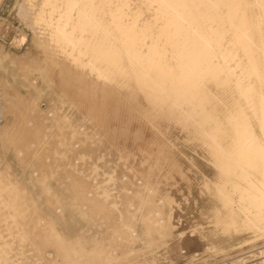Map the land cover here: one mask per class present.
<instances>
[{
    "label": "rangeland",
    "instance_id": "1",
    "mask_svg": "<svg viewBox=\"0 0 264 264\" xmlns=\"http://www.w3.org/2000/svg\"><path fill=\"white\" fill-rule=\"evenodd\" d=\"M45 1L47 3L48 0H0V229L5 230L0 234L3 237L2 245L5 244L3 246H6L7 251L11 250L8 256L12 258L10 262L0 260V264H80L82 257L73 250L69 251L63 238H80L85 249L84 256H87L86 240L90 225L76 211H59L55 200L57 196H71L72 188L78 189L83 181L92 185L96 182L107 189L110 199L101 197V200L108 205L117 199L122 207L123 197L133 196L137 190H148L150 194L154 192L158 202L165 196L172 200V205L165 207V213L173 212L172 222L175 225V236L169 239V248H154L131 254L122 264H264V228L257 227L259 220L255 208L250 211L242 208L241 188L235 181H253L255 178L243 163H238L241 158L237 160L236 153H230L227 160L231 163L234 182L224 183L230 197H220L214 183L218 178L215 150L209 146L210 138L198 124L203 117L204 102L207 108L218 109L217 118L228 129L224 140L233 142V127L243 129L246 121L241 117L237 121L231 120V117L237 106H245L246 110L243 109L248 119L249 112H253V117L251 115V120L249 119L251 123H248V126L253 127H248L251 131H245V134L251 133L258 143L257 150L253 148L258 155L254 154L253 158L254 163H261V152L258 151H261L260 143L264 141V115L260 114L262 109L259 108L260 94L264 92V46L260 48L259 44L264 45V15H261L263 10L255 4L256 0H249L252 2V9L250 7L251 10L247 8L246 11L242 0H49L52 7L47 3V8ZM56 4L59 6L57 9ZM53 5L54 14H63L62 30L76 29L73 30L75 32L72 37L75 36L77 41L75 38V44L74 41H69L66 50L52 40L48 25L39 18L42 13L48 18L51 15L52 20H56L52 11L49 13ZM123 9H126V14ZM131 11L133 15L130 14ZM44 12L48 13L45 15ZM244 12L251 14L248 15L249 18L254 16L251 20L260 23L263 30L259 34L255 29L253 38H257L254 40L257 41L255 46L258 48L256 50L253 46L252 49H255L251 53L244 50V41L236 43L237 37L232 32L233 29L240 30ZM56 16L59 17L58 14ZM170 28L174 35L167 34L166 30H171ZM185 30H189V35ZM162 31L166 33H161ZM176 33L182 34L179 36ZM23 36L25 40L21 41ZM170 36H173L171 42L175 41L176 45L179 38H185V41L189 38L191 47L187 41V49L185 45L182 49L180 44L183 40L180 39L179 47L181 46L182 52L184 49L186 51L180 55V48H177L175 55V48L178 46L171 48ZM198 36L200 39L204 37L201 47L199 43L196 45L197 39L202 42ZM84 37L87 41H83L81 45L82 41L79 39L83 40ZM155 37L161 39L158 38V41ZM206 37L210 41L208 46L215 49L212 51L220 52L221 57L217 53L214 60H221V63L225 61L220 47L227 46L229 51L228 45H232L231 52H235L237 58L230 56L232 62L228 58L229 64L234 65H230L231 73L234 71L230 82L223 80L226 78L225 72L218 73V76L211 72L210 56L207 55L208 60L205 58L209 48L207 42L203 46ZM131 38L137 40L134 42L135 47L137 43V46L150 43V46L145 45L148 46V52L141 62L147 70L157 77L158 72L154 67L159 62L165 70L158 79L149 80L147 85L136 74L140 60L138 62L135 57L131 59V55L137 56L140 53L137 49L128 50ZM15 39L20 40L17 41L18 46L13 42ZM161 40L164 48L170 45V60L167 48L159 46ZM235 43L236 46L240 44L237 47L239 55ZM152 47H157V51ZM195 48L198 51L194 57ZM152 49L153 53L150 54ZM93 50L98 51V55ZM191 51L192 62L186 60ZM212 51L209 49L208 53H213ZM107 53L113 55L110 56L112 59L116 55L119 62L116 64L114 58L110 63ZM198 53L203 58H199ZM211 53L209 55L212 56ZM252 57L261 59L258 61L262 63L260 68L262 70L263 67V75L252 67ZM203 59L207 61V65L202 63ZM175 62L178 64L175 65ZM200 62L207 69L204 65L199 66L202 74L200 76L199 73L198 77L199 67L195 69L196 73L191 64L200 65ZM247 62L251 65L252 72ZM183 65L188 67L182 69ZM247 69L251 77H247ZM253 69L257 77L253 75ZM193 71L195 74H192ZM259 76H263L262 83ZM234 83L238 90L233 87ZM248 84H252V87ZM246 85L248 86L245 87ZM241 86L246 88L247 93L249 90V93L244 88L242 90ZM43 179L47 184L46 188ZM93 187L96 189L95 184ZM35 204L38 207L36 211ZM257 206L264 208V202ZM51 218L59 232L48 224ZM219 219L222 221L217 222ZM24 222L28 223L25 229H32L36 236L43 235L45 259L42 262L32 253L29 240L20 238ZM261 225L264 226V220H261ZM141 227L139 224L138 229H142ZM105 229L103 227L101 230L105 232ZM181 233L183 235H179ZM143 246V241L132 244L135 249ZM115 251L120 252L118 249ZM101 262V259L94 257L84 264H102Z\"/></svg>",
    "mask_w": 264,
    "mask_h": 264
},
{
    "label": "bare ground",
    "instance_id": "2",
    "mask_svg": "<svg viewBox=\"0 0 264 264\" xmlns=\"http://www.w3.org/2000/svg\"><path fill=\"white\" fill-rule=\"evenodd\" d=\"M52 1V0H51ZM51 1H50V3H51ZM56 0H54L53 2H55ZM60 2V0H57V2ZM73 1V0H72ZM75 1V0H74ZM77 1V0H76ZM93 1V0H92ZM106 1V0H105ZM148 1V0H147ZM43 2V1H42ZM49 2V0L47 1V3ZM144 2V1H143ZM46 1H45V8H47L46 7ZM72 3V2H71ZM92 3V2H91ZM224 3V2H223ZM241 3V2H240ZM242 3L244 4L243 5V8L245 9L244 11H246V9L247 8H249V10H251L252 9V2L251 1H249V0H242ZM49 4V3H48ZM119 4V3H118ZM255 4H257L259 7H260V9H262L263 10V12L261 13V15H264V0H256L255 1ZM44 5V4H43ZM60 6H61V4H59ZM67 5H69L68 3H67ZM49 6H51V4H49ZM173 6H174V4H173ZM52 7V6H51ZM59 8V6H57V4H56V6H55V8ZM122 7V6H121ZM163 7V6H162ZM166 7V6H165ZM169 7H170V5H169ZM169 7H168V11H169ZM250 7H251V9H250ZM44 7H42V9H43ZM56 8V9H57ZM119 8V7H118ZM42 9H41V12H42ZM48 9H49V7H48ZM55 9V11L57 12V10ZM174 9V8H173ZM259 9V8H258ZM90 10H91V7H90ZM118 10V9H117ZM124 11H125V14H126V9H123ZM122 10V11H123ZM239 10H240V8H239ZM249 10H248V12H249ZM253 10H254V8H253ZM49 11V10H48ZM52 11V12H51ZM111 11H113L114 12V10H111ZM171 11V10H170ZM185 11V10H184ZM40 12V13H41ZM51 12V14L53 15L54 14V5H53V9L52 10H50L49 11V13ZM66 12V11H65ZM134 12V11H133ZM253 12V11H252ZM45 13V12H44ZM48 13V12H47ZM47 13H45V15L47 14ZM62 13V12H61ZM59 14V12H57L56 14H54V16H55V18H56V20H52V17H51V15H49V18H51V19H49L48 18V16L46 17V16H44V14H42L41 13V15L39 16V18L40 19H42V20H44V22H45V24H47L48 25V29L47 28H43L44 30L46 29V30H48L49 31V34H50V36L52 37V40H54V41H56L57 43H59L60 44V46L62 47V48H64L65 50L66 49H68L67 48V45L66 44H68V42L69 41H74V43L73 42H71V43H73V44H75V40H76V38H75V36L74 37H72V35H74V33L73 32H75L76 31V29L74 28L73 30H75V31H73V30H69V29H67V30H62V27H63V21H62V16H63V14ZM170 13V12H169ZM183 13V12H182ZM224 13V12H223ZM250 13H251V11H250ZM250 13H248V15L250 14ZM33 14H34V12H33ZM58 14V16L59 17H57L56 15ZM81 14V13H80ZM112 14H114V13H112ZM130 14H132V11H131V13ZM136 14V13H135ZM134 14V15H135ZM158 14V13H157ZM199 14H200V12H199ZM252 14V13H251ZM251 14H250V16H251ZM133 15V14H132ZM175 15H177L176 13H175ZM247 15V12H244L243 13V15L241 16V21H240V30H238V28L237 29H233L232 30V32L236 35V39H237V44H238V41H240V42H242V41H244V44H242L243 46H244V50H246L247 52H252L255 48H256V46H255V44L257 43V41L256 40H254V39H257V38H253L254 36V34H255V29H257V31H258V33L259 34H262L263 33V30H262V27H261V25H260V23H257V21L256 20H251V18H253V17H250L249 18V16ZM75 16V15H74ZM87 16V15H86ZM174 16V15H173ZM182 16H183V14H182ZM187 16V15H186ZM185 16V17H186ZM236 16V15H235ZM178 17V16H177ZM195 17V16H194ZM54 18V17H53ZM64 18V17H63ZM81 18H82V16H81ZM260 18H261V16H260ZM133 19H135L134 17H133ZM159 19H160V17H159ZM186 19H188V18H186ZM256 19V18H255ZM117 21H118V19H117ZM121 21V20H120ZM123 21H125V19L123 18ZM128 21H130V20H128ZM174 21H175V18H174ZM183 21V20H182ZM67 22V21H66ZM126 22V21H125ZM135 22V21H134ZM142 22H143V20H142ZM69 23V22H68ZM122 23V22H121ZM124 23V22H123ZM136 23V22H135ZM140 23V22H139ZM171 23V22H170ZM177 23H178V21H177ZM177 23H176V25H177ZM196 23H197V21H196ZM195 23V24H196ZM138 24V23H137ZM194 24V25H195ZM233 24V23H232ZM123 25V24H122ZM121 25V26H122ZM173 25H174V23H173ZM179 25V24H178ZM185 25V24H184ZM128 26V25H127ZM191 26V25H190ZM61 27V28H60ZM102 27H103V25H102ZM189 27V26H188ZM136 28H137V26H136ZM80 29V28H79ZM120 29V28H119ZM133 29V28H132ZM171 29V28H170ZM191 30V29H190ZM195 30V29H194ZM48 31L46 32V31H44V32H46V33H48ZM132 31V30H131ZM130 31V32H131ZM134 31V30H133ZM173 30L171 29V30H166V32H167V34H171V33H173L172 35H174V32H172ZM175 32H179V31H176V30H174ZM189 31V30H188ZM188 31L186 32V30H185V32L188 34ZM211 31H212V29H211ZM227 31H231V30H228L227 29ZM227 31H225V33L227 32ZM122 32V31H121ZM126 32V31H125ZM140 32V31H139ZM154 32V31H153ZM163 32H165V31H162L161 33H163ZM165 32V33H166ZM183 32V31H182ZM200 32V31H199ZM132 33V32H131ZM135 33H137V32H135ZM140 33H143L142 31L140 32ZM148 33H150V32H148ZM152 33V32H151ZM160 33V32H159ZM190 33V32H189ZM193 33H195L194 31H193ZM203 33V32H202ZM205 33V32H204ZM211 33V32H210ZM213 33H215V32H213ZM231 33V32H230ZM68 34H71V36H69ZM76 34V33H75ZM157 34V33H156ZM181 34L182 33H180V34H177L176 33V35H179V36H181ZM206 34V33H205ZM224 34V33H223ZM232 34V33H231ZM258 34V35H259ZM81 35V34H80ZM183 35H186L185 33H183ZM189 35V34H188ZM199 35V34H198ZM86 36V35H85ZM142 36H143V34H142ZM146 36V35H145ZM148 36V35H147ZM256 36V35H255ZM82 37V36H81ZM154 37V36H153ZM171 37L173 38V36H170L169 37V41L171 42ZM199 37V36H198ZM16 38V37H15ZM74 38H75V40H74ZM129 38V37H128ZM158 38H160V37H158ZM158 38H156L155 37V39H158ZM167 38V37H166ZM201 37H199V39H200ZM203 36H202V39H200V40H202V42L201 41H198V39H197V43H196V45H198V43L200 44L199 46L201 47V44L203 43ZM22 39L23 40H25V37L23 36L20 40L22 41ZM77 39H78V37H77ZM87 39V38H86ZM161 39V38H160ZM176 39V41H177V38H175ZM175 39H173V40H175ZM180 39H182L181 41H182V44H180V43H178L179 42V40ZM192 39V38H191ZM208 39H210V37H208ZM222 39V38H221ZM235 39V38H234ZM16 41H14L13 40V42H14V44H17V46L19 45L18 44V42L20 41H18V39H15ZM50 40V39H49ZM80 41H82V43L80 42V44L82 45L83 44V41H87V40H85V37L83 38V40L82 39H79ZM91 40V39H90ZM130 40V39H129ZM162 40H165V38H162ZM162 40L160 41V43H159V46L162 44L161 42H162ZM167 40H168V38H167ZM179 40L177 41V45L175 44L176 42L175 41H173V43L175 44V45H173V43L171 42V48L172 49H174V47L175 46H178V47H176L175 48V55H176V52L178 51V49L180 48V55L181 54H183V53H185V51H186V49H187V45H185V44H187L188 43V45L190 46L191 45V43H190V41H188L189 40V38H187V41H185V38H179ZM206 41H205V43L203 44V46L206 44V42H207V47H209L208 46V41H207V37H206V39H205ZM212 40V39H211ZM213 40H214V38H213ZM229 40H231V39H229ZM260 40V39H259ZM18 41V42H17ZM77 41V40H76ZM137 42V40H136V38H131V42H129V47L130 48H128V50L130 51V49L131 50H138L139 51V53H140V55L139 54H137V56H134V55H131V59H133V57H135V58H137V60H138V62H139V60H140V67L137 69V72H136V74L139 76V80L143 83V84H145V85H147L148 83H149V80H151L152 78H157L158 79V76L161 74V72H164L165 70L162 68V66L160 65V62L159 63H156L155 64V69L157 70V72H158V75H157V77H155L154 75H153V72H151L150 70H147L146 68H145V65L144 64H141V62H143V58H144V54H146L148 51V46H150L149 44V42L150 41H146L147 43H149V44H145V43H143V44H141V41H140V44L141 45H139V46H137V44H136V47H135V45H134V42ZM156 41V40H155ZM158 41H159V39H158ZM157 41V42H158ZM166 41V40H165ZM169 41H166V42H168L169 43ZM193 41H196V40H193ZM215 41V40H214ZM218 41V40H217ZM217 41H216V43H217ZM223 42H224V39L222 40ZM256 41V42H255ZM262 41V40H261ZM16 42V43H15ZM98 42H99V40H98ZM152 42V41H151ZM185 42H187V43H185ZM201 42V43H200ZM212 42V41H211ZM239 42V43H240ZM156 43V42H155ZM165 43V42H164ZM190 43V44H189ZM195 42H193V45H195L194 44ZM209 43H210V41H209ZM215 43V44H216ZM221 43V42H220ZM236 43H235V46H236ZM260 43V42H259ZM53 44V43H52ZM84 44L86 45V42H84ZM179 44L180 45H182V49L184 48L183 46L185 45V48L186 49H184V52H182V50H181V46L179 47ZM222 44V43H221ZM232 44V43H231ZM92 45V44H91ZM91 45H89L88 44V46H91ZM97 45V44H96ZM145 45H148L147 47H145ZM151 45H152V43H151ZM154 45V44H153ZM152 45V46H153ZM170 45H166L165 46V48H164V44H163V46H162V48H164V49H166V51H169L168 53L165 51V50H163V51H165L167 54H168V56H169V53H170V50H171V48L170 49H168V47H170ZM211 45H212V43H211ZM16 46V45H15ZM110 46V45H109ZM132 46V47H131ZM174 46V47H173ZM220 46V45H219ZM230 46H232V45H230ZM230 46L228 45V49H230L229 51H227V46H224V48L222 47H220V49L219 50H221V52H222V55L224 56V61H225V63H221L220 61L218 62V60H214V58L216 57L217 58V50H216V52H214L215 51V49L212 47H209L208 48V52H209V49L212 51V50H214V51H212L213 53H211L212 54V56L211 55H209L210 53H208L207 52V50H206V47H204L205 48V50H206V56H205V53H202V54H204V56H205V58L207 57V58H209L208 56H210V60H211V62L209 63V66L212 68V73L214 74V76H218V73H221V72H225L226 73V78L224 77V79L223 80H225V82H230L231 80H233V77L231 78V74L233 73L234 74V71L231 73V68L234 66L233 64H229V57L230 56H233V57H235L236 55H234V53L235 52H231V51H233L232 49V47L230 48ZM239 46H240V44H239ZM239 46H236L235 48H236V50H237V47H239ZM253 46H255V48L254 49H252V47ZM259 46H260V48L261 47H263L264 45H263V43H260L259 44ZM76 47V46H75ZM85 47H87V45L85 46ZM93 47V46H92ZM191 47V46H190ZM194 47V46H193ZM217 47V46H216ZM215 47V48H216ZM233 47H234V45H233ZM58 48H59V46H58ZM90 48V50H91V47H89ZM94 48V47H93ZM145 48V49H144ZM146 48H147V50H146ZM153 49H154V47H152ZM157 48V47H156ZM155 48V49H156ZM178 48V49H177ZM197 48H198V46H197ZM203 48V47H202ZM201 48V49H202ZM257 48H258V46H257ZM257 48H256V50H257ZM77 49V48H76ZM110 49V48H109ZM153 49H152V51H151V53L150 54H152L153 53ZM154 49V50H155ZM190 49V48H189ZM201 49H199V50H201ZM241 49H242V47H241ZM240 49V50H241ZM85 50V49H84ZM94 50H96V49H94ZM93 50V51H94ZM100 50H101V48H100ZM99 50V51H100ZM159 50V49H158ZM162 50V49H161ZM193 50H195V52H194V57H195V53H196V51H198V49L196 50V48L195 49H193ZM204 50V49H203ZM204 50V51H205ZM226 50V51H225ZM244 50L242 49V51L244 52ZM255 50V51H256ZM259 50V49H258ZM73 51H74V49H73ZM87 51V50H86ZM155 51H157V50H155ZM188 51H190V50H187V52ZM238 51V50H237ZM85 52V51H84ZM95 52V51H94ZM101 52V51H100ZM100 52H99V54H100ZM108 52H109V50H108ZM172 52V51H171ZM182 52V53H181ZM187 52H186V56H187V58L190 56V54L193 52V51H191L188 55H187ZM263 52V51H262ZM95 53H97V55H98V51L97 52H95ZM130 53V52H129ZM162 53V52H161ZM161 53H159V55L161 54ZM165 53V54H166ZM220 53V52H219ZM218 53V54H219ZM238 53V55H239V51L237 52ZM236 53V54H237ZM245 54H247L246 52H244ZM258 53V52H257ZM256 53V54H257ZM73 54H74V52H73ZM94 54V53H93ZM107 54H109V53H107ZM171 54V53H170ZM173 54H174V51H173ZM254 54V53H253ZM259 54V53H258ZM263 54H264V52H263ZM112 54H109V57L111 56ZM114 55H115V53H114ZM172 55V54H171ZM170 55V56H171ZM175 55H173V56H175ZM178 55H179V53H178ZM177 55V56H178ZM180 55H179V57H180ZM208 55V56H207ZM260 55V54H259ZM258 55V56H259ZM108 56V55H107ZM113 56V55H112ZM170 56H169V60H170ZM172 56V57H173ZM191 56H193V54H191ZM191 56L189 57V59H186V60H188V61H191ZM198 56H199V53H198ZM202 56V58H203V55H201ZM201 56H199V58L201 57ZM219 56L221 57V55L219 54ZM98 57V56H97ZM166 57H167V55H166ZM179 57H178V59H179ZM220 57H219V59H220ZM260 57V56H259ZM73 58H74V56H73ZM99 58V57H98ZM115 58V59H114ZM177 58V57H176ZM175 58V59H176ZM181 58V57H180ZM182 58H183V56H182ZM193 58V57H192ZM196 58H197V56H196ZM196 58H194V62L196 63V61L197 60H195ZM199 58H198V60H199ZM204 58V59H205ZM206 58V59H207ZM229 58V59H228ZM236 58H237V56H236ZM240 58V57H239ZM246 58V57H245ZM253 59H252V67H254L255 68V70H256V72L258 73V74H260V75H263V73H261L262 72V70H263V67H262V70H261V62H259L258 60H260L261 61V59H256L255 57H252ZM113 59H114V61L116 62V64L119 62V59L118 58H116V55H115V57H113ZM113 59L110 57V60H108L110 63H112V61H113ZM168 58H166V61H168L167 60ZM172 59V58H171ZM173 59H174V57H173ZM177 59V60H178ZM204 59H203V61H204ZM205 59V60H206ZM222 59V58H221ZM112 60V61H111ZM136 60V61H137ZM185 60V59H184ZM208 60V59H207ZM231 61L230 62H232V57H231V59H230ZM104 61H105V59H104ZM107 61V62H108ZM202 61V60H201ZM223 61V62H224ZM235 61H236V59L234 60V63H235ZM239 61V60H238ZM251 61V60H250ZM71 62V61H70ZM108 62V63H109ZM172 62H174V60L172 61ZM178 62H179V60H178ZM178 62H175V65H176V63L178 64ZM182 62V61H181ZM192 62V61H191ZM207 61H204V62H202V63H206ZM240 62V61H239ZM77 63V62H76ZM168 63V62H167ZM180 63V62H179ZM185 63V62H184ZM183 63V64H184ZM201 62H200V65H198V63H197V65L195 66L194 65V63L193 64H191V65H193V67H195L194 68V70L197 68V66L199 67V66H203L204 64H202ZM248 63V62H247ZM170 64H171V62H170ZM181 64V63H180ZM188 65H190V62H188L187 63ZM240 64V63H239ZM251 64V63H250ZM91 65H92V63H91ZM174 65V64H173ZM182 65V64H181ZM181 65H179V68H180V66ZM185 65V64H184ZM182 66V69L185 67V68H187L186 66ZM206 65H207V63H206ZM230 65H232V67L230 66ZM242 65V64H241ZM262 65H264V63L262 64ZM205 66V65H204ZM203 66V67H204ZM248 66H249V63H248ZM173 67V66H172ZM171 67V68H172ZM191 67V66H190ZM206 67V69H207V66H205ZM235 67H237L236 65H235ZM234 67V68H235ZM238 67H240V66H238ZM237 67V68H238ZM250 67V72H252L251 70H252V67H251V65L249 66ZM167 68V67H166ZM177 68H178V66H177ZM200 68L201 67H199V69H197L199 72H198V77H199V73H200V76H201V74H202V70L200 71ZM181 69V70H182ZM203 69V68H202ZM189 70H191V68L190 69H188V72H189ZM193 70V69H192ZM248 71V74H247V77L249 76V69H247ZM196 71V70H195ZM156 72V73H157ZM178 72H179V69H178ZM185 72V71H184ZM191 72V71H190ZM194 72V71H193ZM235 72H236V68H235ZM238 72V71H237ZM242 72V71H241ZM196 73H197V71H196ZM182 74V73H181ZM185 74V73H184ZM183 74V75H184ZM192 74H195V72L194 73H192ZM252 74V73H251ZM225 75V74H224ZM253 75H255V72H254V69H253ZM252 75V76H253ZM82 76H83V74H82ZM195 76V75H194ZM84 77V76H83ZM93 77V76H92ZM185 77V76H184ZM186 77H187V75H186ZM239 77V76H238ZM249 77H251V76H249ZM254 77H257L256 75L254 76ZM240 78H241V76H240ZM259 78H260V81H261V83H262V80H263V76H259ZM262 78V79H261ZM84 79H85V77H84ZM237 79V76L235 77V80ZM243 79V78H242ZM254 79V78H253ZM257 79V78H256ZM256 79H255V81H256ZM259 79H257V81H258ZM243 81V80H242ZM238 83H239V81H237ZM246 82V81H245ZM251 82V81H250ZM247 83H249V82H247ZM252 83H254V82H252ZM256 83V82H255ZM258 84H259V82H257ZM232 85H234L233 87L234 88H236L237 89V86H235V83L234 84H232ZM239 85H240V83H239ZM245 85V84H244ZM244 85H242V86H244ZM249 85V87H250V85H251V87H252V84H248ZM248 85H246L245 87H247ZM260 85V84H259ZM262 85L264 86V82L262 83ZM241 86V87H242ZM261 86V85H260ZM55 87V86H54ZM57 87V86H56ZM245 87H242V90H243V88H244V91H245ZM254 88L256 87V86H253ZM262 87V86H261ZM261 87H259V88H261ZM258 88V87H257ZM67 89V88H66ZM262 89V88H261ZM264 89V88H263ZM262 89V90H263ZM238 90V89H237ZM236 90V91H237ZM240 90V89H239ZM253 90V89H252ZM262 90L260 91V90H256L255 89V91H257V92H262ZM241 91V90H240ZM251 91V90H250ZM255 91H253L254 93H255ZM246 92V91H245ZM245 92L244 93H242L241 92V94H245ZM237 92H235V94H236ZM238 93H240L239 91H238ZM237 93V94H238ZM247 93V92H246ZM248 93H249V90H248ZM247 93V94H248ZM241 94L239 95V96H241ZM264 92L262 93V94H260L261 95V108H259V109H262V112L260 113V111H259V113L260 114H262L263 113V115H264ZM230 95V94H229ZM259 95V96H260ZM238 96V95H237ZM70 97V96H69ZM242 97V96H241ZM227 98H228V96H227ZM243 98V97H242ZM248 98H249V96H248ZM230 99V98H229ZM253 99H255V98H253ZM259 99H260V97H259ZM245 100V99H244ZM218 102V101H217ZM250 102V101H249ZM74 103V102H73ZM209 103H210V101H209ZM208 103V104H209ZM237 103H238V101H237ZM246 103V102H245ZM67 104H70V103H67ZM75 104V103H74ZM202 105L204 106V108L202 109V111H203V113H202V118L198 121V124H200L199 126H200V129L202 130V131H204L205 132V134L208 136V138H210L209 139V142H208V144H209V146L213 149V150H215L214 152H215V157H216V167H217V169H218V178L216 179V181H214V183L216 184V188H217V191H218V194H219V196L221 197V196H227V197H230L229 196V193H228V191L224 188V183H227V182H230V181H232V180H234V175L231 173V163H228V155L230 154V153H236V158H237V160H238V158H241V161H238V163L239 164H241V163H243L244 164V167L247 169V171L249 172V173H251V175L252 176H254V180L252 181V180H248V179H245V180H235V181H237V183H238V185H240V188H241V199H242V208L244 209V210H249L250 211V209H252V208H255L256 209V213H257V218H258V220L259 221H257V227L258 228H264V226L263 225H261V220H264V208H262L261 206H257L258 204H261V202H264V141L263 142H261L260 144L262 145V147H261V151H258V152H261V155H260V157H261V163H254V160H255V158H253L254 157V154L255 155H258V153H255L254 152V149L256 148V150H257V146H258V143L253 139V137H252V134L251 133H249V134H245V131H249L250 129H252V127H250V126H248L249 124V119H250V117H251V115H252V113L251 112H249L250 113V116H248L249 117V119L247 118V113H246V109H245V106L242 108V107H240L241 106V104H240V106H237V108H236V112L235 113H233V117H231V120H235V121H237L239 118L238 117H241L240 119H245V121H246V123H245V126L243 127V129L242 128H238V127H233V129H234V131H235V134H234V136H233V142H230V141H226V140H224L226 137H224V134L226 133V132H228V129H226L225 127H223V122L220 120V118H217L218 117V115H219V113H218V109H215V108H213V109H209V108H207L206 106H205V104H204V102L202 103ZM246 105V104H245ZM256 106H259V105H257V104H255ZM248 106V105H247ZM246 106V107H247ZM258 109V108H257ZM258 109V110H259ZM257 110V111H258ZM249 111V109L247 110V112ZM78 113V112H77ZM236 114V115H235ZM89 115V114H88ZM232 116V115H231ZM81 117V116H80ZM84 117V116H83ZM86 117H89V116H86ZM252 117H253V115H252ZM236 118V119H235ZM261 118H262V115H261ZM77 119V118H76ZM68 120V119H67ZM89 120H90V118H89ZM251 120V119H250ZM78 121H80V120H78ZM244 121V120H243ZM264 122V121H263ZM77 123V122H76ZM224 123H226V122H224ZM251 123V122H250ZM209 124V125H208ZM84 127V126H83ZM250 129H249V128ZM263 128H264V125L262 126ZM77 128V127H76ZM86 129V128H85ZM173 129V128H172ZM251 131V130H250ZM98 134H100V133H98ZM176 138V137H175ZM151 141V140H150ZM175 141H176V139H175ZM173 142V141H172ZM177 142V141H176ZM13 143V142H12ZM180 143V142H179ZM167 144V143H166ZM228 145V146H226V145ZM153 145V144H152ZM167 146V145H166ZM255 146V147H254ZM171 147V146H170ZM165 148V147H164ZM254 148V149H253ZM177 150V149H176ZM148 152V151H147ZM163 153V152H162ZM176 153V152H175ZM21 154V153H20ZM158 154V153H157ZM150 155V154H149ZM148 155V156H149ZM162 155V154H161ZM164 155V154H163ZM152 156V155H151ZM182 156V155H181ZM159 158V157H158ZM150 159V158H149ZM162 159V158H161ZM156 161V160H155ZM158 161V160H157ZM149 162H150V160H149ZM159 163V162H158ZM157 163V164H158ZM96 164V163H95ZM243 164H241V165H243ZM155 165V164H154ZM153 165V166H154ZM174 165V164H173ZM34 166V165H33ZM127 166V165H126ZM156 166V165H155ZM154 166V167H155ZM151 168H153V167H151ZM160 168V167H159ZM215 168V167H214ZM40 170V169H39ZM96 170V169H95ZM36 171V170H35ZM42 171V170H41ZM131 171V170H130ZM47 172V171H46ZM139 172V171H138ZM29 174V173H28ZM150 174V171H149V173H148V175ZM38 175V174H37ZM161 175V174H160ZM166 175V174H165ZM33 177V176H32ZM30 178V177H29ZM42 178H43V176H42ZM55 178V177H54ZM60 178V177H59ZM161 178V177H160ZM31 179V178H30ZM39 180V179H38ZM37 180V181H38ZM154 180H155V178H154ZM34 181V180H33ZM43 181V183L45 184V188L47 187V184H46V182L44 181V179L42 180ZM60 181V180H59ZM62 182V181H61ZM232 182H234V181H232ZM63 183V182H62ZM133 183V182H132ZM37 184V183H36ZM65 184V183H64ZM96 185V192L94 193H92L91 194V197L89 198V197H85V198H82V194H81V192H82V190H83V188H82V186L81 187H79L80 188V191L78 192V190H77V188H72V190H71V193H72V195L71 196H69V197H60V196H57V198H56V200H55V202L58 204V210L59 211H63V210H65V209H69V210H71V211H76V212H78V214H79V216L84 220V221H86V223L88 224V225H90V230H89V237H88V239L86 240V243H87V245H88V250H86V252H87V256H84V252H85V249H84V245H81V241H80V238H78V239H75L74 240V238H72V237H64L63 239H65L66 241H65V243L67 244L66 246H67V249L70 251V250H73L74 252H76L77 253V255H79V257L81 256L82 257V261H81V263L80 264H84L85 262H89V260L91 259V258H94V257H97V258H99V259H101L102 260V264H113V263H117V262H120V264H122L124 261V259H128L129 257H130V255L131 254H134V253H142V252H146L147 250H150V249H154V248H157V249H159V248H169V239H171V238H174V236H175V234H174V230H175V225L173 224V222H172V215H173V212H169V213H165V207L167 206V205H172V200L171 199H168V198H166V196H165V198H161V199H159V202H158V198L156 199V197H155V194H154V192H153V194H150V192H148V190H147V192H142V191H140V190H137V191H135L133 194V196H127L126 195V197H123V200H121V203H122V207L120 206L121 204H120V201L119 200H117V199H115L113 202H112V208H109V207H107V205H106V203L104 202V200L102 201L101 200V197H105V199L106 200H109L110 199V197H111V195H110V193H109V191L107 190V189H104V188H102V186L101 185H99V183H96L95 184ZM159 185V184H158ZM164 185H165V183H164ZM14 186V185H13ZM140 186H142V185H140ZM145 187H146V185H145ZM145 187H144V189H145ZM158 187V186H157ZM20 191V190H19ZM48 191V190H47ZM154 191V190H153ZM152 192V191H151ZM164 193V192H163ZM126 194H128L127 192H126ZM17 196V195H16ZM251 199L250 201H247V199ZM10 199V198H9ZM52 200V199H51ZM11 204H12V202H11ZM17 204V203H16ZM225 204H226V202H225ZM37 206H36V204L34 205V209H35V211L37 210ZM19 210V209H18ZM47 211V210H46ZM48 212V211H47ZM60 214V213H59ZM64 214V213H63ZM249 214V213H248ZM46 215V214H45ZM250 215V214H249ZM21 216V215H20ZM60 216V215H59ZM65 216H67V215H65ZM115 216V217H114ZM218 216H219V214H218ZM217 216V217H218ZM64 217V216H63ZM251 217V216H250ZM15 218V217H14ZM243 218V217H242ZM16 219V218H15ZM61 219V218H60ZM115 219V220H114ZM249 219H252V218H249ZM24 220V219H23ZM9 221V220H8ZM11 221V220H10ZM222 220H218L217 222H221ZM17 222V221H16ZM175 222V221H174ZM14 223V222H13ZM30 223V222H29ZM39 223V222H38ZM177 223V222H176ZM10 224H12V223H10ZM28 223H26L25 224V222L24 223H22V225H23V229H21V228H18V229H21V232H20V238H27L26 240H29V244H30V248H31V250H32V253L33 254H35L36 255V258H37V260L38 261H40V262H42L44 259H45V257H44V252H43V245H42V240H43V235L42 236H36L35 235V233H34V231L32 230V229H25V225H27ZM48 224L51 226V227H53L54 228V230H56L57 232H59L57 229H56V227H55V221L51 218L50 219V221L48 222ZM139 224H141L142 225V229H138V225ZM60 226V225H59ZM64 226V225H63ZM11 227V226H10ZM20 227V226H19ZM103 227H106V229H105V232H103V230H101V229H103ZM12 228V227H11ZM2 229V228H1ZM1 229H0V232L2 233V232H4L5 230H3V231H1ZM256 230V229H255ZM14 231V230H13ZM60 231H62L61 229H60ZM8 232V231H7ZM180 232V231H179ZM184 232V231H183ZM177 233V232H176ZM12 234H13V232H12ZM11 234V235H12ZM16 234V233H15ZM32 234L34 235V236H32ZM106 234H107V236H106ZM179 235H183V233H181V234H179ZM17 236H18V234H17ZM8 237V236H7ZM12 237V236H11ZM3 237L1 236V234H0V260H3L4 262H7L8 260V262H10V259L12 260V258H10L9 256H8V253L11 251V250H9V251H7V249H6V246H3V245H5V244H3L2 245V242H1V239H2ZM6 240V239H5ZM15 240V239H14ZM11 241V240H10ZM25 241V240H24ZM138 241H143V243H144V246L143 247H141V248H139V249H135L134 247H132V244L133 243H136V242H138ZM23 242V241H22ZM5 243H7L6 241H5ZM18 243V242H17ZM27 243V242H26ZM85 243V242H84ZM8 244V243H7ZM14 245H15V243H14ZM13 245V246H14ZM28 246V245H27ZM9 247H10V245H9ZM23 248V247H22ZM254 248V247H253ZM26 249V248H25ZM120 250V252H116L115 250ZM18 250V249H17ZM20 250H22V249H20ZM19 250V251H20ZM15 252V251H14ZM30 252V251H29ZM262 252V251H261ZM264 252V251H263ZM12 253V252H11ZM22 256V255H21ZM141 256V255H140ZM18 257V256H17ZM26 259V258H25ZM2 261V262H3ZM15 263V262H14ZM13 263V264H14ZM17 263V262H16ZM19 263H20V261H19ZM7 264V263H6ZM138 264H143V263H138Z\"/></svg>",
    "mask_w": 264,
    "mask_h": 264
},
{
    "label": "crops",
    "instance_id": "3",
    "mask_svg": "<svg viewBox=\"0 0 264 264\" xmlns=\"http://www.w3.org/2000/svg\"><path fill=\"white\" fill-rule=\"evenodd\" d=\"M94 184H96V182L94 183ZM93 184V185H94ZM81 186H82V188H83V186H84V188H83V190H82V192H81V194H82V198H85V197H91V194L94 192H96V189L93 187V185L89 182V183H87L86 181H83V182H81V184H80ZM80 186V187H81ZM78 190V192L80 191V188H78L77 189ZM107 205V207H109V208H112V203H111V205H108V204H106ZM115 217V216H114Z\"/></svg>",
    "mask_w": 264,
    "mask_h": 264
}]
</instances>
